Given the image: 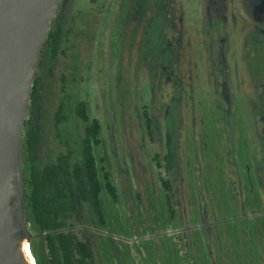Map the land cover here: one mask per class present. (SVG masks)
<instances>
[{"label":"rangeland","instance_id":"obj_1","mask_svg":"<svg viewBox=\"0 0 264 264\" xmlns=\"http://www.w3.org/2000/svg\"><path fill=\"white\" fill-rule=\"evenodd\" d=\"M106 2L104 17L89 0L61 1L82 26L90 77L66 90L68 123L57 129L49 78L36 122L41 165L79 158V99L101 124L94 151L117 196L101 189L104 224L86 203L72 219L92 253L86 264H264V0ZM19 199L31 262L32 245L51 264Z\"/></svg>","mask_w":264,"mask_h":264},{"label":"trees","instance_id":"obj_2","mask_svg":"<svg viewBox=\"0 0 264 264\" xmlns=\"http://www.w3.org/2000/svg\"><path fill=\"white\" fill-rule=\"evenodd\" d=\"M36 96L33 91V102ZM35 106L33 103L32 108ZM76 111L86 124L79 158L72 163L68 153L60 154L54 162L44 165L38 162L39 135L34 122V110L21 126L28 175L22 182L19 195L23 207H26L38 230L44 235L51 264H86L90 260L92 253L89 244L78 237L72 219L81 222V204L86 203L99 224H104L99 199L101 189L105 188L114 201L117 196L110 172L99 164L103 159L98 160L95 155L94 148L99 144V124L97 120H89L83 108L77 106ZM162 184L167 190V182L163 180ZM31 248L35 255H32L34 264H39L32 245Z\"/></svg>","mask_w":264,"mask_h":264},{"label":"water","instance_id":"obj_3","mask_svg":"<svg viewBox=\"0 0 264 264\" xmlns=\"http://www.w3.org/2000/svg\"><path fill=\"white\" fill-rule=\"evenodd\" d=\"M55 0H0V264H26L22 236L19 139L29 102L30 79Z\"/></svg>","mask_w":264,"mask_h":264},{"label":"flooded vegetation","instance_id":"obj_4","mask_svg":"<svg viewBox=\"0 0 264 264\" xmlns=\"http://www.w3.org/2000/svg\"><path fill=\"white\" fill-rule=\"evenodd\" d=\"M61 1L58 0L55 5L53 15L47 21V28L44 33V38L40 44V47L37 51V56L33 63V75L30 80V93H29V102L27 104V114L24 120L28 119L31 114L34 115V122L36 124L38 117V105L42 99L43 87L45 84H48L49 78H54V86L58 99L56 100L55 107V120L54 127L55 129L65 126L67 122V117L63 113L62 108L64 107L63 97L67 96L69 100H72V97L68 95L67 89H70L71 86L77 81L78 85L80 83L85 84V82L90 77L91 71V56L87 53L88 47L86 44H82L83 37L79 38L78 33L83 34L82 26L79 28L75 22V16L67 17L61 9ZM91 8H98L99 14H104V17H107L108 14V5L106 0L105 3L100 4L98 0H89ZM107 4V6H105ZM110 8V7H109ZM116 18H117V11ZM103 33V32H102ZM101 33V39L103 34ZM85 42V41H84ZM101 44V41L99 42ZM79 61V62H78ZM78 88V87H77ZM33 91L37 95L35 102H33ZM86 99H79L78 102L73 107V112L77 115L79 119L80 116L77 114V106L83 108L86 114L89 117V120H97L99 124V130L101 131V124L96 117L89 116V108ZM35 103V108H32V104ZM81 105V106H80ZM98 105L95 104V107ZM99 110V109H98ZM146 127L149 128V122L151 119L147 115V112L144 111ZM82 121V119H81ZM90 122V121H89ZM83 130L86 122L82 121ZM259 129L262 130L263 126H259ZM99 131V144L102 142L100 138ZM22 135L23 131L21 130ZM21 135V137H22ZM98 144V145H99ZM97 145V146H98Z\"/></svg>","mask_w":264,"mask_h":264},{"label":"bare ground","instance_id":"obj_5","mask_svg":"<svg viewBox=\"0 0 264 264\" xmlns=\"http://www.w3.org/2000/svg\"><path fill=\"white\" fill-rule=\"evenodd\" d=\"M16 244L18 247V250L21 254V257L25 261L26 264H32L31 255L28 250L29 246L27 245L26 241L28 239L27 236H16Z\"/></svg>","mask_w":264,"mask_h":264}]
</instances>
